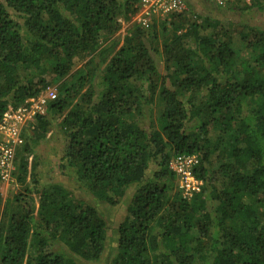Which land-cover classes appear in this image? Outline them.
Here are the masks:
<instances>
[{"label": "trees", "instance_id": "trees-1", "mask_svg": "<svg viewBox=\"0 0 264 264\" xmlns=\"http://www.w3.org/2000/svg\"><path fill=\"white\" fill-rule=\"evenodd\" d=\"M211 4L121 35L138 0L0 1V118L56 93L22 129L17 192L0 187V264L98 261L110 239L90 198L131 189L107 264H264V30L224 17L264 0ZM51 137L80 198L39 168ZM183 156L201 182L189 198L170 167Z\"/></svg>", "mask_w": 264, "mask_h": 264}, {"label": "built area", "instance_id": "built-area-1", "mask_svg": "<svg viewBox=\"0 0 264 264\" xmlns=\"http://www.w3.org/2000/svg\"><path fill=\"white\" fill-rule=\"evenodd\" d=\"M222 5L232 0H208ZM139 10L135 21L144 24L145 18L164 17L185 8L184 0H138ZM56 98L53 89L48 88L35 98H29L24 105L7 107L0 118V179L12 178L13 160L16 150L23 144L22 129L36 116L42 115L48 101ZM196 164L194 156H183L171 161L170 167L177 174V188L183 197L189 198L200 191L201 182L192 174Z\"/></svg>", "mask_w": 264, "mask_h": 264}, {"label": "rangeland", "instance_id": "rangeland-1", "mask_svg": "<svg viewBox=\"0 0 264 264\" xmlns=\"http://www.w3.org/2000/svg\"><path fill=\"white\" fill-rule=\"evenodd\" d=\"M184 1L186 3V6L192 8V11L197 15L207 14L213 8L212 4L209 3L207 0H184ZM224 17L226 19L232 20L236 25L240 22H243L254 28L264 30V10L253 11L250 13H243V11H225ZM165 18H169V16L161 17V19H165ZM134 19H135V15L132 17L129 23L127 22L122 23L120 29L121 35L124 33L126 27L130 23H132V20ZM53 138L54 137H51L50 140L42 141L37 146V148L39 149V156L43 160V164L39 168L42 169V172L47 177L50 176L53 180L62 181L75 194V196L78 195L79 196L78 198H80L81 197L80 191L77 190L76 184H74L71 180H68L66 177L60 176L57 172V169L55 168V164H54L55 162L53 161V159L56 157V154H54L53 148L57 146V143ZM0 187H1L3 202L5 201V199H11L12 196L17 192L16 182L13 177L8 181L1 180ZM131 194H132V189L129 191L128 195L123 200H121V202H119L116 206H110L104 203L95 202L94 200H92V198L89 197L91 202L96 203L97 209L103 215L108 227V232H107L109 233L108 239H110L107 242V248L104 254L101 256V258L98 261L92 262L90 264H107L108 256L114 247V243L112 242L114 240V235H113L114 233H112V231L115 227V224L119 222L121 218L124 216L126 209L125 206L127 205Z\"/></svg>", "mask_w": 264, "mask_h": 264}, {"label": "clouds", "instance_id": "clouds-1", "mask_svg": "<svg viewBox=\"0 0 264 264\" xmlns=\"http://www.w3.org/2000/svg\"><path fill=\"white\" fill-rule=\"evenodd\" d=\"M24 127H25V126H24ZM24 127H23V128H24Z\"/></svg>", "mask_w": 264, "mask_h": 264}]
</instances>
